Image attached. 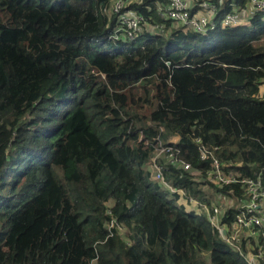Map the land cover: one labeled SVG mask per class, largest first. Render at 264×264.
Wrapping results in <instances>:
<instances>
[{
	"label": "trees",
	"instance_id": "1",
	"mask_svg": "<svg viewBox=\"0 0 264 264\" xmlns=\"http://www.w3.org/2000/svg\"><path fill=\"white\" fill-rule=\"evenodd\" d=\"M212 1L218 23L207 33L168 23L167 37L117 47L109 0H0V264H247L145 165L164 127L162 140L178 135L195 166L209 167L201 137L243 176L264 174V10L224 26L252 0ZM129 8L151 18L156 0ZM143 81L146 100L155 89L149 116L136 112ZM164 172L208 204L230 193ZM238 214L235 200L224 205V222ZM113 218L128 240L108 229Z\"/></svg>",
	"mask_w": 264,
	"mask_h": 264
},
{
	"label": "built area",
	"instance_id": "2",
	"mask_svg": "<svg viewBox=\"0 0 264 264\" xmlns=\"http://www.w3.org/2000/svg\"><path fill=\"white\" fill-rule=\"evenodd\" d=\"M127 1L129 0H113L112 11L120 14ZM157 5L159 15L164 21H172L185 30L193 29L198 33H207L216 28L218 23L215 18L217 8L211 0H202L199 4L194 0H158ZM253 6L255 10H264V0H253ZM242 11L243 9L240 13ZM149 23L151 22L146 15L128 11L122 15L119 24L113 29L111 39L116 43H130ZM242 23L235 13L230 12L222 21L224 26H236ZM157 26L161 32L165 31V23ZM163 131L164 127H160V133L156 136V140L154 139L156 143L153 145L150 158L145 164L150 171V179L166 187L171 193L178 194L187 212L204 213L223 240L237 249L247 264H264V174L258 173L253 177L243 176L240 170L230 167L236 163L221 161L215 152L218 147L206 146L201 138L193 140L197 145L199 159L209 161V167L203 169L195 166L185 158L183 149L177 145V141L162 140ZM170 166L180 173L190 174L203 189L208 190L212 187L217 191L221 188H229L230 193H227L228 196H218L220 204L203 202L167 181L164 169ZM236 189H241L243 194L241 196L236 194ZM234 200L239 214L231 224H228L223 221L221 203L229 205ZM112 206H108L110 214H112ZM120 225L122 224L113 218L107 227L111 232L112 228H117L120 234ZM97 260L98 256L91 261V264H96Z\"/></svg>",
	"mask_w": 264,
	"mask_h": 264
},
{
	"label": "crops",
	"instance_id": "3",
	"mask_svg": "<svg viewBox=\"0 0 264 264\" xmlns=\"http://www.w3.org/2000/svg\"><path fill=\"white\" fill-rule=\"evenodd\" d=\"M195 2H197L198 4H199V0H194ZM212 1V0H211ZM133 2H143V0H129V1H127V4H126V6L122 9V11H121V13L120 14H118V13H114L113 11H112V3H113V0H109V3H108V5H107V13L110 15V16H116V20H115V25H114V28H116L117 27V25L119 24V20H120V18L122 17V15H125V13H127L128 11H136L137 13L139 12V11H137V10H134V9H130L129 8V6H130V4L131 3H133ZM157 2H158V0H156V7L158 8V5H157ZM213 2V1H212ZM214 3V2H213ZM215 4V3H214ZM216 5V4H215ZM156 8V12L154 13V15L151 17L152 18V20H151V18H150V16L148 17L149 18V21L151 22V23H149L148 25H146L143 29H142V31L136 36V38L132 41V42H134V41H136L137 40V38L139 37V36H141V35H144L145 34V32H150L151 34H158V33H160V34H162V35H164L165 37H167V35H168V30H167V24L168 23H170L171 24V27L172 28H183V27H181V26H177V24H175V23H172V21H164L163 19H162V17L159 15V11H158V9ZM216 8H217V6H216ZM218 10V9H217ZM240 10L241 9H235L233 12H230V13H235L236 14V17H237V19L240 21V23L241 22H243L242 24H246V23H248L249 22V20H250V17H251V14L255 11V8H254V6H253V0L251 1V3H250V5L248 6V7H246L245 9H243V11H242V13H240ZM250 10H252L253 12L249 15V11ZM141 13V12H140ZM143 14V13H142ZM145 15V14H144ZM153 17H155V20H153ZM216 18V17H215ZM161 23H165V31L164 32H161L159 29H158V24H161ZM113 28V29H114ZM184 29V28H183ZM193 30V29H192ZM113 32V31H112ZM112 32H111V34H110V40L112 41V43L115 45V46H117V47H120L123 43H116V42H114L112 39H111V35H112ZM132 42H130V43H132ZM131 45V44H130ZM258 95L260 96V97H263L264 96V80H263V82L260 84V87H259V93H258ZM196 138H201V137H196ZM178 139H179V136L178 135H172V136H169L168 137V140H171V141H177L178 142ZM195 139V138H194ZM203 141V140H202ZM198 150V149H197ZM219 158V157H218ZM220 159V158H219ZM221 160V159H220ZM221 161H223V160H221ZM225 162V161H224ZM219 196H222V195H219ZM211 202H215V203H219L220 204V199L218 198V196H216V197H214L212 200H211ZM210 202V203H211ZM115 204V202H113V201H110V202H108L107 203V206H108V204H109V206L110 205H114ZM179 203H181L182 204V202L179 200ZM221 205H222V217H223V212H224V204L223 203H221ZM199 214H204V213H199ZM205 215V214H204ZM224 221V220H223Z\"/></svg>",
	"mask_w": 264,
	"mask_h": 264
},
{
	"label": "rangeland",
	"instance_id": "4",
	"mask_svg": "<svg viewBox=\"0 0 264 264\" xmlns=\"http://www.w3.org/2000/svg\"><path fill=\"white\" fill-rule=\"evenodd\" d=\"M253 11L250 10L249 11V15L252 13ZM97 77V75L95 73H93L91 76H90V84L92 83V81H94V78ZM145 84V81H143L142 83L138 84V95H137V100L139 102H141V105L140 107H138L136 109V112H138L139 114L141 115H147L149 116L150 113L155 109L156 105H157V101H156V96H155V89L152 85H150V93H149V99L146 100V94L144 91H142L143 89V86ZM151 125H154V126H157L158 123H154V122H150ZM158 147V144L157 146ZM224 199V198H223ZM109 206V204H108ZM110 207V206H109ZM119 231H120V234L122 236V238L124 240H127V234H128V229H126V227H124L123 225H120L119 226ZM208 256V255H207Z\"/></svg>",
	"mask_w": 264,
	"mask_h": 264
}]
</instances>
